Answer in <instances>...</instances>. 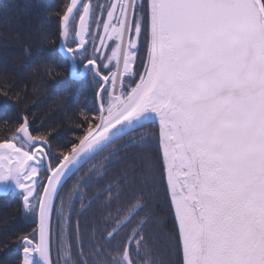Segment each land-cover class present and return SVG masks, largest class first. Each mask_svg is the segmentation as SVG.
Segmentation results:
<instances>
[{
	"label": "snow or ice",
	"instance_id": "6c2138e0",
	"mask_svg": "<svg viewBox=\"0 0 264 264\" xmlns=\"http://www.w3.org/2000/svg\"><path fill=\"white\" fill-rule=\"evenodd\" d=\"M58 20L94 104L81 109L83 134L68 152L33 134L26 115L0 141V185L18 190L25 225L0 238V252L19 253L0 264H59L54 219L63 264H162L161 244L173 264H264V0H67ZM51 43L40 33L17 60L51 74ZM0 99L22 103L6 84ZM145 125L157 131L127 142L133 188L117 223L129 230H109V213L86 238L80 217L92 204L77 197V209L65 183ZM106 195L121 193L110 186Z\"/></svg>",
	"mask_w": 264,
	"mask_h": 264
},
{
	"label": "trees",
	"instance_id": "16d2710c",
	"mask_svg": "<svg viewBox=\"0 0 264 264\" xmlns=\"http://www.w3.org/2000/svg\"><path fill=\"white\" fill-rule=\"evenodd\" d=\"M66 3L67 0H0V87L6 84L12 93H19L22 97V103L19 104L11 100L5 103L0 99V141L14 134L22 115H26L31 122L33 134L47 136L58 152L70 151L71 145L78 143L77 137L83 134L82 128L78 127L79 113L85 106L93 107L94 89L90 76L79 82L70 78L69 60L63 58L58 50V13ZM40 33L46 34L52 40L47 47L51 74L41 63L34 60L29 61L27 67L17 60L22 44L29 39L35 41ZM156 131V126L145 125L122 137L85 163L65 183L62 195L67 198L72 194L77 209L81 203L77 197H83L85 204H92L84 216L80 217L86 238L91 226L98 219L103 224L104 220L100 218L107 217L109 213V230L116 227L118 235L129 230L117 223L118 212L124 209L125 200L129 198L128 194L133 188L129 164L135 149L128 147L127 142L130 136L139 139L141 133ZM138 168L137 165V171ZM89 176L92 180L85 186L84 179ZM77 183L81 186L80 190L73 194V185ZM110 186L113 194L119 191L121 195H113L109 202L106 190ZM102 193L105 194L101 195ZM158 211L165 215L168 213L167 201L163 196ZM73 219L75 220V216ZM53 228L52 258L63 264V260L57 255L55 219ZM22 229H25V225L20 219L17 193L1 196L0 238L6 233L11 235ZM18 255L19 253L12 251L0 252V260L12 259ZM156 255L162 264H173L177 259L174 250L163 244Z\"/></svg>",
	"mask_w": 264,
	"mask_h": 264
},
{
	"label": "water",
	"instance_id": "95a60500",
	"mask_svg": "<svg viewBox=\"0 0 264 264\" xmlns=\"http://www.w3.org/2000/svg\"><path fill=\"white\" fill-rule=\"evenodd\" d=\"M63 45V42H62V40H61V38H60V41H59V52H60V54L64 57V58H66V59H68L69 61H70V70H69V74H70V78L72 79V80H75V81H80L81 79H83L84 77H86V76H81L80 75V72L83 70L82 69V67L80 68V70H79V68H78V65H77V63H73V61L68 57V54H67V52H66V49L62 46ZM75 70V71H74ZM117 140H119V139H116V140H114L112 143H110V144H108L106 147H104L101 151H103L105 148H107L108 146H110L111 144H113L115 141H117ZM101 151H98V152H96L94 155H92L91 156V158L90 159H92L95 155H97L98 153H100ZM90 159H88L87 161H89ZM86 161V162H87ZM85 162V163H86ZM84 163V164H85ZM83 164V165H84ZM81 168V167H80ZM79 168V169H80ZM15 192V193H17L18 192V190H15L14 188L12 189V190H9V191H5L4 190V186L3 185H0V196H5V195H7L8 193H10V192Z\"/></svg>",
	"mask_w": 264,
	"mask_h": 264
},
{
	"label": "rangeland",
	"instance_id": "374dc122",
	"mask_svg": "<svg viewBox=\"0 0 264 264\" xmlns=\"http://www.w3.org/2000/svg\"><path fill=\"white\" fill-rule=\"evenodd\" d=\"M90 50H91V49H90ZM136 139L138 140V138H136ZM113 150H114V148L111 150V153H112ZM111 153H110V154H111Z\"/></svg>",
	"mask_w": 264,
	"mask_h": 264
}]
</instances>
